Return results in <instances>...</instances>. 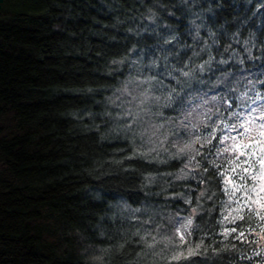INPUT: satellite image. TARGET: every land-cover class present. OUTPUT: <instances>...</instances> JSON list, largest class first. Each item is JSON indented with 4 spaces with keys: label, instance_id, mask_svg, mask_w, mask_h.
Listing matches in <instances>:
<instances>
[{
    "label": "trees",
    "instance_id": "obj_1",
    "mask_svg": "<svg viewBox=\"0 0 264 264\" xmlns=\"http://www.w3.org/2000/svg\"><path fill=\"white\" fill-rule=\"evenodd\" d=\"M255 90L264 0H0V264H264L209 137Z\"/></svg>",
    "mask_w": 264,
    "mask_h": 264
},
{
    "label": "rangeland",
    "instance_id": "obj_2",
    "mask_svg": "<svg viewBox=\"0 0 264 264\" xmlns=\"http://www.w3.org/2000/svg\"><path fill=\"white\" fill-rule=\"evenodd\" d=\"M220 96L199 95L192 108L194 115L202 118L207 107H212ZM130 99L135 100L134 94ZM236 103L237 112L231 117L221 116L220 122L216 120L220 116L216 111L215 127H209V137L212 139L217 132L220 143L215 153L221 155L224 166L231 170L230 195L252 205L260 204L264 209V93L259 90L248 96L246 92L239 93ZM197 122L202 121L197 118ZM186 223V219L182 220L179 229Z\"/></svg>",
    "mask_w": 264,
    "mask_h": 264
}]
</instances>
